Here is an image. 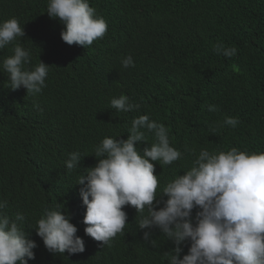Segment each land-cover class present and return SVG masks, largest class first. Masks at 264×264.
<instances>
[{"label": "trees", "instance_id": "trees-1", "mask_svg": "<svg viewBox=\"0 0 264 264\" xmlns=\"http://www.w3.org/2000/svg\"><path fill=\"white\" fill-rule=\"evenodd\" d=\"M105 18L103 38L84 48L68 45L63 25L47 14V0H0V22L16 17L24 26L19 42L49 65L46 87L29 96L7 87L0 72V199L9 216L22 212L34 226L45 208L64 205L85 251L50 253L34 229L35 259L28 264H167L175 247L152 230V246L138 228L139 214L125 206L123 234L110 246L85 235V206L75 184L106 136L127 139L133 118L147 114L168 129L170 143L182 156L171 165L155 164L159 195L163 185L190 168L201 149L264 151V0H89ZM235 47L218 55L216 44ZM11 54V45L0 59ZM131 54L135 66L124 68ZM124 94L138 110L118 112L110 100ZM218 106L210 112L207 105ZM236 117L235 127L224 123ZM137 142L141 149L154 142ZM79 150L81 168L69 172L68 153ZM166 199V197H165ZM162 206V205H159ZM158 206V207H159ZM196 209L193 210V217ZM187 254L189 245H182Z\"/></svg>", "mask_w": 264, "mask_h": 264}, {"label": "clouds", "instance_id": "clouds-1", "mask_svg": "<svg viewBox=\"0 0 264 264\" xmlns=\"http://www.w3.org/2000/svg\"><path fill=\"white\" fill-rule=\"evenodd\" d=\"M47 14L63 25L61 39L68 45L84 48L104 37L108 24L89 0H47ZM25 37L24 26L16 17L0 22V51L11 45V54L0 59V72L7 74V87L26 89L38 96L46 87L49 65L39 59L31 65V52L19 38ZM218 55L237 53L235 47L219 43ZM122 67H134L131 54L121 58ZM118 112L138 110L121 94L110 100ZM210 112L218 106L207 105ZM225 124L235 127L236 117H225ZM127 139L106 136L94 148L97 162L78 175L79 195L85 206V235L101 247L123 234L128 216L125 206L135 208L139 229H147L143 239L156 246L152 230L158 229L175 247L165 253L167 264H264V151H209L204 148L188 170L177 174L162 187L159 195L155 164L163 167L179 160L182 153L170 143L166 126L149 115L133 118ZM154 142L143 147L137 142ZM84 156L79 150L68 153L69 172L78 171ZM166 197V199H165ZM162 205V206H159ZM159 206V207H158ZM8 201L0 199V264H28L35 259V240L27 229H34L44 247L53 254L69 255L85 251L83 238L64 205L45 208L35 225H27L22 212L9 216L3 209ZM196 209L193 217V210ZM189 245L187 254L183 247Z\"/></svg>", "mask_w": 264, "mask_h": 264}]
</instances>
